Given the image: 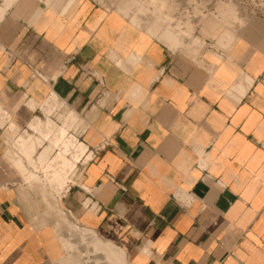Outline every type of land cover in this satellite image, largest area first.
<instances>
[{
    "label": "crops",
    "instance_id": "0c3cea01",
    "mask_svg": "<svg viewBox=\"0 0 264 264\" xmlns=\"http://www.w3.org/2000/svg\"><path fill=\"white\" fill-rule=\"evenodd\" d=\"M116 10L0 0V157L8 128V146L28 141L39 159L49 143L23 136L56 94L89 148L59 195L39 187L76 222L63 220L69 230L81 225L128 264H264V7L225 46L222 32L197 30L177 49ZM14 176L0 160V264H73Z\"/></svg>",
    "mask_w": 264,
    "mask_h": 264
},
{
    "label": "rangeland",
    "instance_id": "374dc122",
    "mask_svg": "<svg viewBox=\"0 0 264 264\" xmlns=\"http://www.w3.org/2000/svg\"><path fill=\"white\" fill-rule=\"evenodd\" d=\"M95 1L107 10L119 9L131 24L141 30H145L172 49L179 48L182 41L185 40L199 41L196 36L197 30L207 37H217L219 32H222L221 43L224 46L227 45L231 38L229 29H234L238 24H241L242 17L245 14L253 12L254 2L253 0ZM68 109L71 108L61 102H57V104L52 106L47 104L41 108L37 106L34 114L39 115L43 111L46 117V125L43 127V132L39 136L32 137L34 134L28 135V138L23 136V139H29L30 144L38 142L39 145L43 143L46 135L49 137L60 136L61 142L58 141L59 145L57 148H53L49 144V146L44 148V153H41L39 159L35 161L33 159V155L36 154L35 145H31L27 149L26 145L28 141H23L20 146L13 147L11 144L8 146L6 136L7 133L12 132L8 128H4L0 160L5 163L13 176L15 175L12 181L17 182L19 186V191L28 214L34 219L39 220L42 224H52L59 236L61 246L62 239L71 243L63 245V250L67 253L74 254L71 257L74 260L73 264H128L127 260L125 261L126 258L124 259L122 256L124 255L123 251L118 250L110 243L102 242L97 235H91L89 231L87 233L85 230L80 229L78 226L81 225H72L69 230L63 220L67 219L74 223L76 222L65 212L60 211L59 213L51 209L42 200V193H40L39 187L44 189L46 198H54L56 195H59L60 191L66 188L70 180L69 176L74 171L75 166L79 165L78 162L88 152V148H86L84 155H80V152H74L73 150L65 153L64 142L67 140L74 142L76 139L81 140L79 135L84 131H82L83 126L78 115L76 118L75 113ZM69 113L73 115L67 116ZM79 115L82 117L81 114ZM30 128L32 129L31 124ZM61 129L67 130L66 135H62L63 137L60 135ZM29 132L31 131L29 130ZM6 148L7 153L5 158L4 151ZM68 155L70 157L73 155L78 160L77 162H72L73 165L70 168L65 169L63 167V161ZM23 158L27 159V162L23 161ZM21 160L22 167L18 164L16 168L15 164L21 162ZM55 166H59L60 169H53ZM23 171L30 175H28V178H24L26 182H37L28 183L30 186L22 182L19 175ZM32 174L35 176L33 177ZM60 182L63 186H60Z\"/></svg>",
    "mask_w": 264,
    "mask_h": 264
},
{
    "label": "bare ground",
    "instance_id": "6f19581e",
    "mask_svg": "<svg viewBox=\"0 0 264 264\" xmlns=\"http://www.w3.org/2000/svg\"><path fill=\"white\" fill-rule=\"evenodd\" d=\"M220 13V12H219ZM117 56V55H116ZM57 95L56 94H52L51 95V97L49 98V100H48V102H47V104L48 105H50V106H52V105H55V104H57ZM45 105V104H44ZM54 108V107H53ZM46 123V117H45V113H43V111L42 112H40L39 113V115H35V117H34V119H33V121H32V123H31V125H32V130H33V132H34V134L35 135H41L42 134V130H43V127H44V125H46L45 124ZM48 127H49V125H48ZM51 128V127H50ZM55 128V127H54ZM67 130H63V129H61L60 130V135L62 136V135H66L65 133H67L66 132ZM32 132V131H31ZM72 135L73 136H75L73 133H72ZM63 137V136H62ZM65 137V136H64ZM71 137V136H70ZM76 137V136H75ZM72 139V138H71ZM74 139V138H73ZM21 140H22V138L21 137H19L18 139H16L15 141H14V146L17 144V143H20L21 142ZM61 139H60V136L59 137H57V136H54V137H49V136H45V138L43 139V142H47V141H49V144H50V146L51 147H53V148H57V146L59 145V143H58V141H60ZM61 142V141H60ZM64 147H65V153H67V151H69V150H73L74 152H80V155H84V153L86 152V146L83 144V143H81L79 140H77L76 139V141L74 142V141H72V140H67L66 142H64V145H63ZM89 149V148H88ZM59 151V150H58ZM73 152V153H74ZM44 153V152H43ZM42 153V154H43ZM69 155H71V154H69ZM67 156L65 159H64V163H63V167L65 168V169H68V168H70L73 164H72V162H77V158H75L73 155L70 157V156ZM91 157V155L90 156H88V159ZM53 169H55V170H58V169H60V167L59 166H55ZM55 174V173H54ZM50 175V174H49ZM30 176V175H29ZM32 176L34 177L35 175H33L32 174ZM27 178V177H26ZM61 183V182H60ZM60 186H63L62 184L60 185Z\"/></svg>",
    "mask_w": 264,
    "mask_h": 264
},
{
    "label": "built area",
    "instance_id": "2783aa9c",
    "mask_svg": "<svg viewBox=\"0 0 264 264\" xmlns=\"http://www.w3.org/2000/svg\"><path fill=\"white\" fill-rule=\"evenodd\" d=\"M253 12L251 13H255L257 11H259L261 8L264 7V0H253ZM93 151H91L92 153Z\"/></svg>",
    "mask_w": 264,
    "mask_h": 264
}]
</instances>
